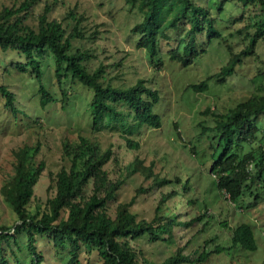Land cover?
I'll list each match as a JSON object with an SVG mask.
<instances>
[{
    "label": "rangeland",
    "instance_id": "obj_1",
    "mask_svg": "<svg viewBox=\"0 0 264 264\" xmlns=\"http://www.w3.org/2000/svg\"><path fill=\"white\" fill-rule=\"evenodd\" d=\"M12 1L0 0V4ZM50 1L49 16L63 19L66 11L74 6L83 15L84 33L92 35L88 45L96 48L103 62L115 64L107 68L110 82L127 85L142 78L157 91L155 112L160 115L161 125L140 126L126 117L124 121L106 118L93 128L88 108L92 92L82 84L68 80L64 83L66 92L63 95L48 56L42 58L41 82L54 100L41 106L38 82L27 73L4 70V67L9 69L11 60H18V57L0 50V82L16 92L18 108L15 115L11 114L0 96V183L13 171V151L24 145L33 149L38 144L35 161L44 162L45 168L34 187V196L44 202L53 194V190L47 188L48 173L69 165L62 153L64 139L72 142L84 135L95 139L102 150H111L106 168L110 177L121 183L115 196L118 201H129L133 197L130 208L137 218L150 219L160 194L176 189L179 193L164 201L162 208L181 214L183 219L200 214V219L184 227L181 238L177 236L176 228L172 238L153 242L147 236L137 238L135 244L144 256L159 261L174 255L178 247L185 253L195 248L209 249L213 246L210 241L213 236L216 243L227 245L230 226L244 221L255 230L256 250L236 249L232 254L211 255L206 264H228L226 259H230L231 264H264V182L257 176L251 184L244 182L240 205L235 208L230 199L221 195L216 178L206 170L213 148L210 137L214 130H209L214 125L213 112H226L250 96L264 95V37L255 43L251 52L242 56L234 73L224 82L211 78L228 62L231 53H239L248 46L260 7L243 6L231 0H198L215 16L219 35L208 40L204 31L199 33L195 48L198 54L190 57L188 65H182L171 59L168 50L187 40V21L183 19L176 30L168 31V38L161 40L162 66L156 69L149 64L144 50L136 45L138 36L131 30L141 20V15L125 0ZM42 6V0L35 4L29 23L35 25V16ZM203 80L208 84L204 91L188 87ZM118 109L121 110V106ZM122 110L126 115V108ZM257 119L264 128V114ZM127 140L135 145L130 146ZM215 142L213 140V144ZM137 161L143 167L149 165L154 176L170 182L148 187L152 176L146 177L138 170L128 173ZM176 177L179 181L188 179V192L173 181ZM15 219L14 212L0 196V224L12 225ZM35 243L44 255L43 264L67 263V245L54 246L48 235L37 236ZM2 249L8 264H32L24 233H18L10 245L3 242ZM79 258L81 264H100L97 252H88L84 247Z\"/></svg>",
    "mask_w": 264,
    "mask_h": 264
},
{
    "label": "trees",
    "instance_id": "obj_2",
    "mask_svg": "<svg viewBox=\"0 0 264 264\" xmlns=\"http://www.w3.org/2000/svg\"><path fill=\"white\" fill-rule=\"evenodd\" d=\"M38 1L14 0L10 4H0V50L18 57V60H11L9 69L4 67V70L27 73L36 80L40 104L44 106L54 100L41 82L42 58L48 56L63 95L66 92L64 83L68 80L78 82L92 92L88 108L93 128L100 120L124 121L126 117L140 126L159 127L160 115L155 112L157 91L142 78L127 85H116L107 79V68L115 64L103 62L96 48L88 45L92 35L84 33L81 26L84 17L75 6L69 8L62 19L49 16L52 3L42 0L43 6L35 16V25L29 23L30 14ZM231 1L243 6L258 5L260 11L253 23L254 31L248 38V46L239 53H231L228 62L212 75L211 78L215 77L219 82H224L227 76L233 74L242 56L251 52L255 43L264 37V0ZM125 2L141 15V20L131 30L138 36L136 45L144 50L149 64L156 69L162 66L161 40L168 38V31L176 30L183 19L187 21V40L168 50L171 59L182 65H188L190 57L198 54L195 48L199 33L204 31L208 40L219 35L215 16L198 0ZM181 39L184 41V36ZM188 87L204 91L208 88L207 80ZM0 96L4 98V106L15 115L18 110L16 92L0 82ZM122 108H126V115ZM213 114L214 125L209 129L214 130L210 137L213 148L206 170L216 178V187L221 195L230 199L237 208L244 182L251 184L256 176L264 182V128L257 121L264 114V95L250 96L226 112L215 111ZM213 140L216 141L214 144ZM127 141L130 146L135 145L131 140ZM31 149L24 145L13 151V171L0 183V196L16 217L12 225L0 224V264H8L2 243L10 245L18 233L26 236L32 264H43L44 255L35 245L36 237L42 235H48L56 247L67 245L69 258L66 264H81L79 256L82 247L88 252L96 251L100 264H206L211 255L232 254L236 249L255 251L257 248L255 230L242 221L230 226L227 245L216 243L213 236L209 239L213 243L212 248H195L185 253L178 247L174 255L163 260L148 258L135 244L137 238L147 236L151 242L172 238L176 235L174 228L181 238L184 227L200 219V214L192 219H183L181 214L162 208L164 201L179 193L178 189L160 194L150 219L137 218L130 208L134 198L118 201L115 196L121 183L112 179L106 168L111 150H102L95 139L79 135L72 142L64 139L62 153L69 165L48 173L47 188L53 190V194L42 202L35 198L34 187L45 165L42 161H35L39 145ZM149 168V165L143 167L137 161L128 173L138 170L146 177L152 176L148 187L170 182L169 179L154 176ZM173 181L180 183L183 191L190 190L187 178L179 181L176 177ZM221 223L226 225L225 221ZM204 224H207L206 221ZM226 262L231 264L230 259Z\"/></svg>",
    "mask_w": 264,
    "mask_h": 264
}]
</instances>
